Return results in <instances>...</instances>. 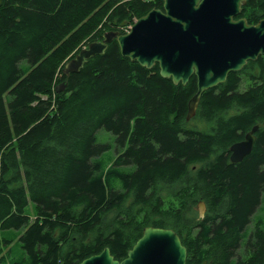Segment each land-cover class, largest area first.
I'll use <instances>...</instances> for the list:
<instances>
[{
    "label": "trees",
    "instance_id": "obj_1",
    "mask_svg": "<svg viewBox=\"0 0 264 264\" xmlns=\"http://www.w3.org/2000/svg\"><path fill=\"white\" fill-rule=\"evenodd\" d=\"M163 1H2L0 230L26 251L16 264H78L105 246L122 260L149 225L179 233L187 264H264V55L203 92L205 129L187 125L196 75L176 84L116 39L64 73L84 44ZM238 17L257 23L264 0H246ZM256 124L253 151L232 162L230 145ZM101 127L121 148L105 165Z\"/></svg>",
    "mask_w": 264,
    "mask_h": 264
},
{
    "label": "water",
    "instance_id": "obj_2",
    "mask_svg": "<svg viewBox=\"0 0 264 264\" xmlns=\"http://www.w3.org/2000/svg\"><path fill=\"white\" fill-rule=\"evenodd\" d=\"M3 0H0V5ZM246 0H164L138 17L129 31L108 30L101 40L91 41L64 63L65 74L78 72L91 57L106 51L116 39L123 56L152 68L173 82L186 84L196 75L198 88L189 101L187 120L196 113L203 92L225 82L231 71L241 70L249 60L264 55V18L250 23L236 16ZM67 82L59 84L64 90ZM259 125L231 145V161L239 162L254 146ZM206 203H198L204 217ZM78 264H187V247L173 227L149 225L122 260L109 246Z\"/></svg>",
    "mask_w": 264,
    "mask_h": 264
},
{
    "label": "rangeland",
    "instance_id": "obj_3",
    "mask_svg": "<svg viewBox=\"0 0 264 264\" xmlns=\"http://www.w3.org/2000/svg\"><path fill=\"white\" fill-rule=\"evenodd\" d=\"M129 24L120 25L121 27H127ZM187 125L195 128H207V124L205 121L197 117L196 115L187 121ZM97 139L98 142L101 143H110V148H108L102 155L101 160L105 165L109 163L117 154L118 151L121 150L118 143L116 142V135L108 130L105 127H101L97 131ZM195 210L199 215L198 205H196ZM254 224V223H252ZM2 237V239H1ZM3 238H9L6 234L5 230H0V264H16L22 257L26 255V251H18V244L14 247L13 251H9L8 244L4 242ZM21 245V244H20Z\"/></svg>",
    "mask_w": 264,
    "mask_h": 264
},
{
    "label": "crops",
    "instance_id": "obj_4",
    "mask_svg": "<svg viewBox=\"0 0 264 264\" xmlns=\"http://www.w3.org/2000/svg\"><path fill=\"white\" fill-rule=\"evenodd\" d=\"M33 210H34L33 205H32V203H30V205H29V212L32 213V218H35L36 216H35V214L33 213ZM5 232H6V234L8 235L9 238H12V237L14 238L15 233H14V231H13L12 229H10V230H5ZM21 233H22V232H21ZM21 233H19V235H21ZM1 239H2V237H1ZM17 244H18V245L20 244L19 241H18V237L14 238V241H12L10 244H8L7 247H8V249H9L10 251H13L14 247H15ZM18 251H24V248L21 247V245H19V246H18Z\"/></svg>",
    "mask_w": 264,
    "mask_h": 264
},
{
    "label": "flooded vegetation",
    "instance_id": "obj_5",
    "mask_svg": "<svg viewBox=\"0 0 264 264\" xmlns=\"http://www.w3.org/2000/svg\"><path fill=\"white\" fill-rule=\"evenodd\" d=\"M256 125H257V124H256ZM258 125H259V124H258ZM252 128H253V127H252ZM259 128H260V125H259ZM259 128H258V129H259ZM250 130H251V129H249L248 131H250ZM248 131H247V132H248ZM257 131H258V130H257ZM257 131L255 132L256 140H255L254 146H253V148H252V151H253V149H254V147H255V145H256V142H257V140H258ZM247 132H246V133H247ZM246 133L244 134V136H243L241 139H239V140H237V141H240V140L244 139ZM237 141H236V142H237ZM231 145H232V144H231ZM231 145H230V147H229V150L226 152V154L230 157V159H231V153H232ZM252 151H251V152H252ZM251 152H250V153H251ZM250 153H249V154H250ZM249 154H248V155H249ZM246 156H247V155H246ZM249 228L253 230V224H252V223H251V225L249 226ZM249 235H250V234H249Z\"/></svg>",
    "mask_w": 264,
    "mask_h": 264
},
{
    "label": "bare ground",
    "instance_id": "obj_6",
    "mask_svg": "<svg viewBox=\"0 0 264 264\" xmlns=\"http://www.w3.org/2000/svg\"><path fill=\"white\" fill-rule=\"evenodd\" d=\"M205 202V201H204ZM187 257H188V255H187Z\"/></svg>",
    "mask_w": 264,
    "mask_h": 264
}]
</instances>
